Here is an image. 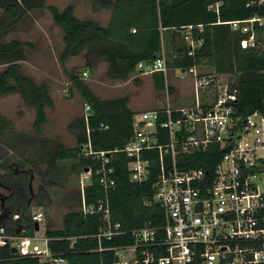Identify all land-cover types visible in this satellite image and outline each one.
Segmentation results:
<instances>
[{"label": "trees", "instance_id": "trees-1", "mask_svg": "<svg viewBox=\"0 0 264 264\" xmlns=\"http://www.w3.org/2000/svg\"><path fill=\"white\" fill-rule=\"evenodd\" d=\"M20 1L24 2L0 0V9L12 20L0 28L2 36L21 17ZM216 3H219L217 14L208 9ZM33 6L41 7V4L35 2ZM47 9L63 33L61 61L84 52L85 69L92 71L102 61L107 64L109 79L124 81L135 73L139 62L152 61L164 48L167 55L172 56L167 61L168 68L188 69L205 64L213 67L215 74L233 75L235 80L231 88L237 90L238 114L244 117L258 111L264 115V22L253 24L255 45L246 49L241 48L240 42L247 39L248 33L231 31L225 24L233 20L263 19L264 0H91L93 11L110 10V19L105 27L92 20L77 19L71 6L61 11L51 6ZM197 25L202 26L201 32L194 28ZM188 26L193 27V37L203 39V44L193 56L186 55L183 41L182 33ZM25 45L17 40L0 41V95L18 94L34 110L33 124L38 132L46 123L45 109L52 105V99L45 85L36 84L21 72L19 62L26 58ZM152 76L155 87L162 89L163 74ZM68 79L79 91L83 103L90 105V115L87 121L77 117L68 124L75 147L67 148L60 143L43 140L41 148L47 168L41 172V177L63 181L68 173L67 161L74 162L72 170L75 173L88 168L91 179L84 189L87 205L107 198L111 220L119 223L126 234L146 225L160 228L164 224L163 210L153 201L156 161H153V172L147 181L131 183L127 158L119 151L114 152L123 148L132 133L134 112L128 108V100L126 97L101 100L79 79L78 74L70 72ZM6 124L0 117V135L7 131ZM100 125L106 129H100ZM87 141L96 152H110L107 166L112 168L115 182L107 192L97 180L99 159L81 154V146ZM221 154L218 148L198 153L190 157L191 165L201 167L208 163L212 169ZM30 172L17 169L15 164H0V188L6 192L0 203V229L6 234L14 235L17 229H21L23 232L19 235L31 236L35 231L31 223ZM68 200L72 206L79 207V193L71 194ZM35 201L42 202L38 197ZM101 225L99 215L85 216L78 210L69 211L63 215L60 229H46L44 234L49 239L51 252L63 256L66 264H113V253L97 251V240L92 237ZM72 237L76 240L71 246L68 239ZM131 242V238L126 236L102 241L101 245L105 249ZM0 264L44 263L35 257L12 254L10 247L0 246Z\"/></svg>", "mask_w": 264, "mask_h": 264}, {"label": "built area", "instance_id": "built-area-1", "mask_svg": "<svg viewBox=\"0 0 264 264\" xmlns=\"http://www.w3.org/2000/svg\"><path fill=\"white\" fill-rule=\"evenodd\" d=\"M219 3L209 6L218 13ZM264 18L225 22L231 31L248 33L241 48L254 47L253 24ZM199 32L202 26L194 27ZM192 26L183 30L186 55L193 56L203 44L192 36ZM183 70V72H182ZM167 71L161 50L148 62H139L135 73L152 75ZM180 78L190 77L193 100L181 107L166 105L134 112L132 133L119 151L127 158L128 179L141 184L148 180L156 161L153 201L164 215L160 228L143 226L125 230L110 217L107 198L87 205L84 189L91 171L79 173L78 211L85 216L99 215L102 225L92 237L97 251L113 253V264H264V115L258 111L238 114L237 90L215 79L200 76L198 67L177 69ZM83 76H86L83 73ZM91 107L83 103L81 117L87 121ZM100 129L106 126L100 125ZM89 133V130H86ZM218 148L220 158L193 167L190 157ZM84 157L99 159L98 184L107 192L114 187L113 170L107 166L110 152H96L89 141L81 146ZM108 155V156H107ZM17 216H14L16 219ZM43 215L34 213L31 223L38 231L31 236L9 235L0 229V246L15 247L22 256L44 264H66L53 254L49 239L41 232ZM129 236L127 245L103 248L102 241ZM76 238H69L72 246Z\"/></svg>", "mask_w": 264, "mask_h": 264}, {"label": "rangeland", "instance_id": "rangeland-1", "mask_svg": "<svg viewBox=\"0 0 264 264\" xmlns=\"http://www.w3.org/2000/svg\"><path fill=\"white\" fill-rule=\"evenodd\" d=\"M24 2L19 3L21 17L3 36L0 33V41L17 40L26 43V58L19 62L21 72L36 84L46 86L52 105L45 109L46 123L37 132L33 124L34 110L18 94L0 95V117L7 123V131L0 135V164H15L17 169L31 171V217L34 213H42L41 232L44 233L46 229H60L63 215L78 210V206H72L68 200L71 194L78 193L79 174L72 170L74 162H65L68 173L63 181L44 180L41 177V172L47 168L41 148L43 140L57 142L67 148L75 147L74 136L67 127L74 118L81 117L83 101L79 91L71 85L68 73L78 74L79 79L101 100L126 97L127 106L132 112L164 107L166 100L171 107L190 104L193 100V83L190 77L180 78L177 69L167 67L163 75V88L158 90L152 75L133 73L124 81L111 80L106 75L107 64L102 61L92 71L85 69L84 52L61 61L63 33L54 24L47 7H55L61 11L66 6H71L77 19L92 20L102 27L109 22L110 10L93 11L91 0ZM35 2L40 3L41 7H34ZM30 5L31 8L28 7ZM10 22L12 20L0 9V28ZM161 50L167 61H170L172 56L167 55L164 48ZM198 73L204 77L215 74L213 67L205 64L198 67ZM215 79L231 87L235 77L215 74ZM170 89L172 92H169ZM41 192L43 195H40ZM5 195L6 192L0 188V203ZM36 197L42 202L35 201ZM22 232L23 230L17 229L15 234Z\"/></svg>", "mask_w": 264, "mask_h": 264}, {"label": "water", "instance_id": "water-1", "mask_svg": "<svg viewBox=\"0 0 264 264\" xmlns=\"http://www.w3.org/2000/svg\"><path fill=\"white\" fill-rule=\"evenodd\" d=\"M182 72H183V70H182ZM84 172H87V169H84ZM34 230L35 231H38L39 230V227H38L37 224H34ZM10 251H11L12 254H16L17 253V249L15 247H11L10 248Z\"/></svg>", "mask_w": 264, "mask_h": 264}]
</instances>
